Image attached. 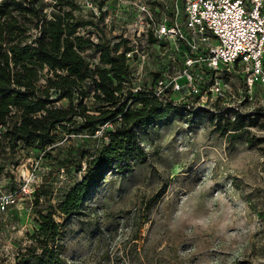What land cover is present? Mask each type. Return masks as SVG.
<instances>
[{"label": "rangeland", "instance_id": "obj_1", "mask_svg": "<svg viewBox=\"0 0 264 264\" xmlns=\"http://www.w3.org/2000/svg\"><path fill=\"white\" fill-rule=\"evenodd\" d=\"M17 1L48 16L60 6L72 9L76 20L86 22L79 34L99 31L103 44L111 40L107 46L115 51L116 30L104 33L93 25L101 20L94 12L106 4L103 0H59L56 7V0ZM83 55L92 67L101 66L96 47ZM162 79L159 85L155 76L131 70L124 100L134 106L138 93L154 92L176 104L178 112L165 124L139 128L145 158L128 173L109 172L79 213L68 218L57 206L82 177L77 166L85 168L87 154L109 141L106 132L117 123L100 125L95 134L82 127L81 117L67 129L59 127L47 150L73 163L56 169L43 149L22 141L12 149L0 125V264H18L23 253L31 258L27 264H36L29 249L40 250L33 236L40 211L48 210L60 225L57 247L64 264H264V121L247 123L240 138L233 131L223 135L229 112H216L211 100L202 106L200 96L174 91L169 78ZM85 87L84 103L90 113L98 112L92 82ZM68 103V98L55 102ZM41 186L47 194L36 198ZM3 202H9L4 209Z\"/></svg>", "mask_w": 264, "mask_h": 264}, {"label": "trees", "instance_id": "obj_2", "mask_svg": "<svg viewBox=\"0 0 264 264\" xmlns=\"http://www.w3.org/2000/svg\"><path fill=\"white\" fill-rule=\"evenodd\" d=\"M85 25L86 22L76 20L72 9L63 10V6L48 16L32 3L25 6L17 0L0 2V125L5 127L9 146L15 149L22 141L28 148L43 149L56 169V165L73 163L70 158L61 160L60 153L53 155L47 150L54 143V132L59 127L67 129L68 123H76L75 118L81 117L82 127L95 134L98 126L117 123L114 130L106 132L109 141L95 153L87 154L85 168L77 166L78 171H83L82 177L57 206L66 218L79 213L109 172L128 173L139 159L145 158L139 128L165 124L178 112L172 101H164L147 91L138 93L135 105L129 106L124 100V82L130 79L131 70L125 55L117 53L119 44L112 53L106 44H93L89 37L79 34L78 29ZM89 47L100 51L101 66L92 67L84 57L83 52ZM88 81L92 82L93 96L100 103L95 113H90L84 103L89 96L85 89ZM131 88L130 85V95ZM62 98L69 99L67 106L55 104ZM260 118V115L248 119L238 115L228 119L222 134L230 135L229 131H233L231 135L240 138L247 123L254 125ZM47 191L41 186L36 198ZM54 214V210L39 213L40 228L33 237L40 250L29 249L36 264H64L57 247L60 225ZM29 259L23 253L18 264H27Z\"/></svg>", "mask_w": 264, "mask_h": 264}, {"label": "built area", "instance_id": "obj_3", "mask_svg": "<svg viewBox=\"0 0 264 264\" xmlns=\"http://www.w3.org/2000/svg\"><path fill=\"white\" fill-rule=\"evenodd\" d=\"M103 1L93 25L116 30L117 53L130 70L155 76L159 85L166 76L174 91L197 94L202 106L211 100L232 119L264 121V0ZM97 33L86 35L103 44Z\"/></svg>", "mask_w": 264, "mask_h": 264}]
</instances>
